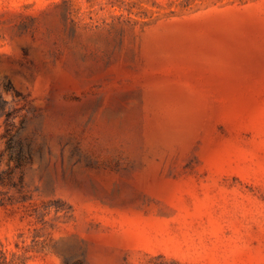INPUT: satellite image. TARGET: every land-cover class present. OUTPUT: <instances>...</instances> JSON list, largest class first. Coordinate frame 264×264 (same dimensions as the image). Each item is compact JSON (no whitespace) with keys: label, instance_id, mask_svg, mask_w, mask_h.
I'll use <instances>...</instances> for the list:
<instances>
[{"label":"rangeland","instance_id":"1","mask_svg":"<svg viewBox=\"0 0 264 264\" xmlns=\"http://www.w3.org/2000/svg\"><path fill=\"white\" fill-rule=\"evenodd\" d=\"M0 264H264V0H0Z\"/></svg>","mask_w":264,"mask_h":264}]
</instances>
